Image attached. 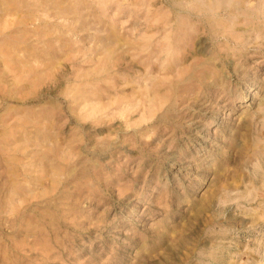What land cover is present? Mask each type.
I'll list each match as a JSON object with an SVG mask.
<instances>
[{
	"label": "rangeland",
	"instance_id": "rangeland-1",
	"mask_svg": "<svg viewBox=\"0 0 264 264\" xmlns=\"http://www.w3.org/2000/svg\"><path fill=\"white\" fill-rule=\"evenodd\" d=\"M0 264H264V0H0Z\"/></svg>",
	"mask_w": 264,
	"mask_h": 264
}]
</instances>
